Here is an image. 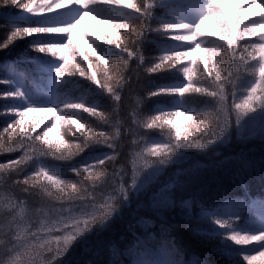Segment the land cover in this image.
<instances>
[{"label": "snow or ice", "instance_id": "6c2138e0", "mask_svg": "<svg viewBox=\"0 0 264 264\" xmlns=\"http://www.w3.org/2000/svg\"><path fill=\"white\" fill-rule=\"evenodd\" d=\"M228 3L229 8L225 9L221 0H50L45 4H37L36 0H0V7L33 15L64 10L38 20L3 13L10 16V22L2 26L8 31L0 41V50L17 40L27 42L33 52L40 54L32 68L33 82L46 80L51 92L50 97L37 94L26 82L25 72L14 65H6L10 78H0V84L12 87L11 91L0 93V99L19 101L16 106L0 110V114L14 117L0 131V154L22 153L0 163V185L10 182L25 197L10 195L0 206V264H59L74 245L86 240L97 228L108 226L120 214L121 204H130L132 196L148 192L165 167L175 165L191 150L206 151L224 144L233 130L242 140L258 136L264 143V0ZM89 16L102 17L100 23L117 35L113 39L105 33L101 44L97 42L99 38L94 39L82 30L90 50L81 51L72 33ZM134 21H139L138 29ZM152 23L157 27L153 28ZM53 33L57 35H41ZM150 33L168 43L160 48L158 62L145 70H175L184 81L151 90L149 99L172 97L170 105L157 103L151 111L158 114L146 117L138 107L134 108L131 126L125 127L119 116L120 90L127 82L125 69L133 58L143 64L141 46L154 43L148 40ZM129 38L135 47L128 44ZM197 52L204 55L198 58L193 55ZM184 61L187 63L177 68ZM84 63L88 64L87 69ZM77 74L96 85L97 95H107L112 107L101 110L97 101L88 103L83 96L60 94L59 88ZM188 95L206 96L209 102L203 109L189 107L185 99ZM169 107L183 111H169ZM81 111L111 131L86 127L81 123L83 117L74 118ZM196 112L199 115H193ZM177 117L188 121L191 131L182 135L174 120ZM139 129L144 133L159 129L162 139L141 135L137 140ZM77 133L83 137L82 142L64 139L65 134L75 137ZM127 134L133 136L130 182H126L125 171L117 167L121 137ZM93 145L111 152L93 155L82 165L67 169L50 167L44 162L48 158L70 162ZM240 164L243 171H255L254 161L243 155ZM29 165L35 167L21 179L20 173ZM259 167L264 181V160ZM196 179L192 170L177 169L171 181L150 192L149 206L159 223L144 217L130 223L127 231L132 239L123 249L110 244L107 264H208L195 255L188 259L187 249L175 235L180 225L170 223L165 213L177 206L189 219L193 208L199 207V218L213 227L197 233L216 240L213 251L227 258L228 264H252V252L264 255V190L258 199L225 198L217 205L206 206L196 194L178 201V190L184 192L192 186L195 193ZM106 185L111 190L96 191ZM41 192L50 206L36 207L37 201L29 205L28 198H38ZM250 208L259 209V219L253 223L243 216ZM33 213H42L38 223L34 224ZM137 227L143 233H138ZM157 227L159 240L150 231ZM246 246H252V252L246 251Z\"/></svg>", "mask_w": 264, "mask_h": 264}, {"label": "trees", "instance_id": "16d2710c", "mask_svg": "<svg viewBox=\"0 0 264 264\" xmlns=\"http://www.w3.org/2000/svg\"><path fill=\"white\" fill-rule=\"evenodd\" d=\"M50 0H36L37 4H45ZM135 2V0H134ZM122 7V6H121ZM64 11L63 9H54L52 12L37 13L35 15L31 13L23 12L20 9L0 7V41L5 39L8 29L2 27L4 24L10 22V16L3 15L7 12L12 16H26L33 20L41 19L46 16H54L57 12ZM125 11H131L125 9ZM159 15V11H158ZM102 19V17H98ZM139 27V21H134ZM152 27L156 28L157 25L152 23ZM123 32V29L120 30ZM89 33L93 35V38H99L98 43L103 44L105 33L109 37L115 39L117 35L116 31L110 27L99 24L90 29ZM45 36H54L53 34H41ZM31 39V38H28ZM149 41L154 43H145L142 47L143 55L145 60L143 64L133 58L129 61V68L125 69L126 84L120 90L122 101L119 108V116L125 127L131 126V111L138 107L139 112L142 116L158 114L151 111L155 108L157 103L170 105L172 97H151L148 98V93L154 90L157 86L162 84L170 83H181L184 81V77L176 72L175 70L169 71L167 68L162 69L156 73H148L145 69L150 67L153 63L158 62L156 57L162 54L160 48L168 43L162 37L156 33H150L148 37ZM75 43L79 46L81 51H89V46L86 42L78 40L74 37ZM128 44L135 47L132 38L128 39ZM111 47V46H108ZM114 51L116 49L113 48ZM202 52L194 53L196 57H202ZM39 53L33 52L28 43L23 40H17L9 48L0 50V78L8 79L9 68L6 65H14L18 70L25 72L26 82L33 91H37V94L45 97H50L51 89L46 80L34 81V77L31 74L32 68L36 65ZM107 58V57H106ZM125 58L126 54H125ZM95 61V57L92 58ZM187 61H184L177 65V68L183 67ZM83 67L87 69L88 64L84 63ZM202 67V65H201ZM50 74V73H49ZM111 74V73H110ZM12 87L8 84H0V93L11 91ZM96 85L91 81L80 77L78 74L74 77L69 78V82L61 86L58 90L60 94L68 93L73 97H84L88 103L97 101L101 104V110H108L112 107V102L107 95H97ZM49 92V93H48ZM229 92V103H231V88L228 87ZM189 107L203 109L209 102V98L202 95H188L185 97ZM139 101V105H137ZM239 102V101H238ZM19 104V101L14 99H0V110L9 109ZM169 111H183L182 108L176 109L169 107ZM71 111V110H70ZM41 115V114H34ZM193 115H199V112L193 113ZM81 123H85L86 127L91 126L97 131L105 130L111 131L108 126L98 122L95 117H91L88 113H79V116L74 118H80ZM14 117L7 114H0V131L4 126L13 120ZM175 123L181 130L183 135L185 131H191L188 129V121H185L183 117L174 118ZM43 127V125L41 126ZM11 131V130H10ZM16 133H19L17 128ZM39 131V129L37 130ZM63 132V129L61 130ZM73 131L75 128L73 127ZM137 140H140L141 135L148 137L162 139L160 136L159 129L151 130L144 133L143 129L138 130ZM52 138H56V134L53 133ZM195 138V137H193ZM64 139L66 141L82 142L83 137H79L77 133L75 137L71 134H65ZM133 136L131 134L123 135L120 143L122 147L119 150V157L117 161V167L122 168L126 175V182H130L131 177V157L129 155L132 150ZM111 149L100 145H93L89 149H86L83 153L76 156L72 161H57L48 158L44 162L50 167L67 169L69 167L80 166L85 162L86 158L101 153H110ZM22 153L19 151L12 153L0 154V163L8 162L19 157ZM243 155L247 159L254 161L255 171L251 169L247 171L241 170L240 157ZM264 160V143L261 142L260 138L251 137L248 140H242L238 138L235 130H233L231 137L224 144H217L215 147L206 151L191 150L175 165L167 166L163 169L162 173L155 178L148 192H142L138 196H132L130 204H121L120 214L117 215L111 223L106 227L97 228L86 240L74 245L72 250L64 256L59 264H87L88 261H92L93 264H107V260L110 257L109 245L115 244L120 249H123L129 240L132 239L130 233L127 231V226L130 223H134L136 219L140 217L151 218L157 220L158 218L154 214L153 210L149 206V194L155 191L161 185L171 181L177 172V169H189L192 170L197 179L195 180V193L192 191V186L188 190L176 192V198L179 201L181 197H187L191 194H196L202 200V202L208 205H217L224 201L225 198H240V199H258L261 197L262 190H264V181L261 179L260 173V162ZM35 166L29 165L23 172L20 173L22 179L25 175L30 174ZM73 182H78L75 176H70ZM245 184L246 187L241 185ZM111 190L110 185H106L104 188L97 189L99 192H107ZM39 191V190H37ZM10 195H14L20 199L25 197L19 191L18 188L12 187L10 182L0 185V206L6 203ZM100 197L98 196V199ZM29 205H32L33 201H37L36 207L44 205L45 207L50 206L48 198L41 192L40 196L29 197ZM199 207H194L192 210V218L189 219L186 214L182 213L179 206L175 209L166 212V216L170 223L179 224L180 228L175 232L179 242L187 249L188 259H192L195 255L196 258L204 259L208 264H228V259L217 255L213 251V248L217 245L216 240H210L205 236L199 235L197 230L204 232L213 227L209 221H205L199 218ZM259 209H247L243 212V216L250 223L256 222L259 219ZM40 216L35 213L32 214L34 224L38 223ZM157 234L159 240V228L151 229ZM138 233H143V229L137 227ZM98 253V255H97ZM234 264V262H233ZM247 264V262H243ZM252 264H264V255H257L252 261Z\"/></svg>", "mask_w": 264, "mask_h": 264}, {"label": "rangeland", "instance_id": "374dc122", "mask_svg": "<svg viewBox=\"0 0 264 264\" xmlns=\"http://www.w3.org/2000/svg\"><path fill=\"white\" fill-rule=\"evenodd\" d=\"M221 5L222 7H224L225 9H228L229 8V3H228V0H221ZM100 18H92V16H89L85 19V21L77 26L76 28L73 29V38H77L78 40H81L83 42H86L85 39L83 38V36L81 35V31H90V29L94 26H98L100 23ZM66 39V37H65ZM194 55V54H193ZM245 250L246 251H249V252H252V246H246L245 247ZM252 255L253 256H257V255H260L258 252H252Z\"/></svg>", "mask_w": 264, "mask_h": 264}]
</instances>
